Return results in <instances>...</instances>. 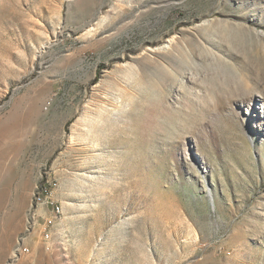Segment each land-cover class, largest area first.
<instances>
[{
  "label": "rangeland",
  "instance_id": "rangeland-1",
  "mask_svg": "<svg viewBox=\"0 0 264 264\" xmlns=\"http://www.w3.org/2000/svg\"><path fill=\"white\" fill-rule=\"evenodd\" d=\"M23 235L18 264H264V0H0V264Z\"/></svg>",
  "mask_w": 264,
  "mask_h": 264
},
{
  "label": "built area",
  "instance_id": "built-area-1",
  "mask_svg": "<svg viewBox=\"0 0 264 264\" xmlns=\"http://www.w3.org/2000/svg\"><path fill=\"white\" fill-rule=\"evenodd\" d=\"M51 184L54 186L55 183L51 182ZM36 189L38 191V187H36ZM39 190L44 195H43V199H41L37 203L40 205L41 204L52 205V201L54 200L52 199L51 196V190H52L51 186L49 187L46 186V184H43V186ZM36 210H37V205H36V209L33 212H31L30 215L33 226L38 222V217H40V214L37 213ZM50 221L52 220H50L47 216L43 219L42 223H40L41 237L46 251H48V247H53V245L51 244V236H50ZM25 238L26 235H23L16 240V245L12 251V261H10L9 264H18L23 256L29 255L31 253V248L27 243H25ZM26 264H30V263L26 262Z\"/></svg>",
  "mask_w": 264,
  "mask_h": 264
},
{
  "label": "bare ground",
  "instance_id": "bare-ground-1",
  "mask_svg": "<svg viewBox=\"0 0 264 264\" xmlns=\"http://www.w3.org/2000/svg\"><path fill=\"white\" fill-rule=\"evenodd\" d=\"M54 185H56V184H54ZM55 211L56 212H59L60 211V206L59 205H55Z\"/></svg>",
  "mask_w": 264,
  "mask_h": 264
}]
</instances>
